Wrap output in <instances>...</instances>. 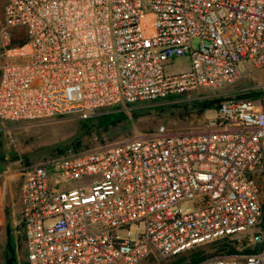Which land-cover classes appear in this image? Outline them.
Returning <instances> with one entry per match:
<instances>
[{"label": "built area", "instance_id": "2783aa9c", "mask_svg": "<svg viewBox=\"0 0 264 264\" xmlns=\"http://www.w3.org/2000/svg\"><path fill=\"white\" fill-rule=\"evenodd\" d=\"M185 55L187 71L165 73ZM262 67L264 0H5L0 121L204 98ZM238 91L260 96L222 102L201 130L159 126L22 169L26 263L138 264L229 238L252 252L199 264H264V83Z\"/></svg>", "mask_w": 264, "mask_h": 264}, {"label": "rangeland", "instance_id": "374dc122", "mask_svg": "<svg viewBox=\"0 0 264 264\" xmlns=\"http://www.w3.org/2000/svg\"><path fill=\"white\" fill-rule=\"evenodd\" d=\"M4 2L0 0V24ZM198 44L197 39H191L193 49ZM189 65V57L180 56L167 64L164 71L166 74L185 72ZM262 83L264 67L251 70L249 76L226 87L221 91L222 94L200 93L208 97L243 94L238 90L257 87ZM199 99L202 98H197V93L189 96L172 95L131 108L101 109L87 118L70 115L44 121H0V264H27L23 231L19 225L22 169L47 159L118 143L137 133L153 131L159 126L170 132L201 130L205 119L213 115V111L208 110L199 115L196 104ZM113 110L120 114L111 121L106 115ZM180 207L185 209L189 205L183 202ZM141 228L142 225H138V228L131 225L128 229L134 236ZM161 260L148 258L138 264H159Z\"/></svg>", "mask_w": 264, "mask_h": 264}, {"label": "trees", "instance_id": "16d2710c", "mask_svg": "<svg viewBox=\"0 0 264 264\" xmlns=\"http://www.w3.org/2000/svg\"><path fill=\"white\" fill-rule=\"evenodd\" d=\"M14 33L15 37L11 40L12 45L21 44L26 40L23 30H16ZM242 93L243 94L235 93L226 96H209L196 100L198 101L196 103L198 106L197 113L201 115L208 110L215 112L219 108L220 104L226 100H255L260 96V92L257 91ZM127 107L131 108V106ZM113 111L114 112L107 113L106 115L109 119H111V121L120 114L115 110ZM240 252L249 253L252 252V250L249 248H243L239 251L235 241L229 238H222L209 244L197 246L191 250L164 258L159 262V264H199L209 257H231Z\"/></svg>", "mask_w": 264, "mask_h": 264}]
</instances>
